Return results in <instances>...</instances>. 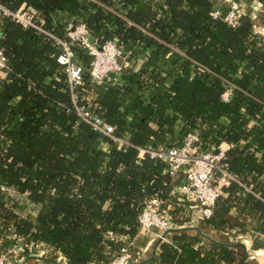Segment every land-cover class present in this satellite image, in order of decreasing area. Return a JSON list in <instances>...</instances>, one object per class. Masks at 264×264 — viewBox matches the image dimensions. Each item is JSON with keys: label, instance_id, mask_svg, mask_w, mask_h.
Returning <instances> with one entry per match:
<instances>
[{"label": "trees", "instance_id": "obj_1", "mask_svg": "<svg viewBox=\"0 0 264 264\" xmlns=\"http://www.w3.org/2000/svg\"><path fill=\"white\" fill-rule=\"evenodd\" d=\"M0 3L34 8L45 29L63 39L82 22L99 45L113 41L131 51L132 61L97 82L93 56L73 43L83 66L74 90L78 103L130 143L119 145L77 113L58 62L62 47L2 19L0 47L12 71L0 79V253L21 237L61 253L68 264H111L121 254L120 238L139 234L146 202L168 201L183 180L140 148L180 146L190 132L198 134L202 151L229 145L224 165L235 178L223 186L200 230H233L235 214L254 211L255 224L239 227L252 235V248L264 249V36L252 17L241 14L230 25L214 15L217 0ZM191 205L181 203L176 224L191 223ZM189 229L158 240L152 264H252L239 241L206 240Z\"/></svg>", "mask_w": 264, "mask_h": 264}, {"label": "built area", "instance_id": "obj_2", "mask_svg": "<svg viewBox=\"0 0 264 264\" xmlns=\"http://www.w3.org/2000/svg\"><path fill=\"white\" fill-rule=\"evenodd\" d=\"M229 5V10L223 16V5ZM241 4L237 0H221L214 15L221 16L230 25H236L240 14ZM4 17H9L24 28H33L48 35L62 47L58 62L64 66L69 78V86L73 94L74 107L79 116L99 132L116 141L119 145H129V141L115 134L113 125L108 124L94 111L78 103L74 94L75 88L82 82V64L75 61L73 43L87 49L93 56L90 64L92 79L97 82L107 81L131 64V51L125 50L113 41L103 45L89 42V31L82 22L75 23L68 30V39H63L44 27V17L34 8L22 5L17 10H11L0 3V27ZM100 46V49L98 48ZM12 71L3 48L0 47V79H5ZM200 138L197 133L190 132L184 143L169 149L140 148L142 152L149 153L151 157L165 160L169 165L172 176L183 174V180L173 191L168 201L153 198L146 202L139 216L140 231H146L163 241H170V235L186 225H178L174 221L177 217L178 207L182 202L192 203L193 219L189 226L200 230L198 222L208 219L214 212L216 199L222 194L223 186L235 180L224 165L226 148L222 145L217 151H202L199 148ZM123 242L121 254L111 264H128L132 259L134 242L126 237L120 238ZM42 243L27 245L21 237L15 238V243L6 252L0 253V264H15L19 256L25 254V248L32 252L33 248Z\"/></svg>", "mask_w": 264, "mask_h": 264}, {"label": "crops", "instance_id": "obj_3", "mask_svg": "<svg viewBox=\"0 0 264 264\" xmlns=\"http://www.w3.org/2000/svg\"><path fill=\"white\" fill-rule=\"evenodd\" d=\"M220 3L221 0H217ZM241 4L240 14H248L253 18L255 22V30L264 36V0H237ZM223 16L228 12L229 5H223ZM226 149L229 148L227 143L222 144ZM4 188V186H3ZM23 201L25 198H22ZM25 202V201H24ZM254 211H246L243 216L235 214L232 217L234 223H238L239 226L242 222L249 224H255L256 217L258 214ZM238 215V217L236 216ZM243 220V221H242ZM236 227L229 231H217L210 230L207 234L203 231L197 229L196 227H191V231L195 234L203 236L204 239H214L217 241L234 242L235 239L243 244L248 252L249 260L252 264H264V249L252 248L253 237L249 232L241 231L240 227ZM187 227V226H186ZM238 238L242 240H238ZM158 240L155 235H151L146 231H140L134 242V250L132 254V259L128 264H152V259L158 249ZM15 264H68L66 258L59 252L54 251L45 244L33 248L32 252L25 253L19 256V259Z\"/></svg>", "mask_w": 264, "mask_h": 264}, {"label": "water", "instance_id": "obj_4", "mask_svg": "<svg viewBox=\"0 0 264 264\" xmlns=\"http://www.w3.org/2000/svg\"><path fill=\"white\" fill-rule=\"evenodd\" d=\"M2 34H3V30L0 27V36H2ZM88 39H89V42L91 44H96L97 43L96 37L93 34H90ZM98 48L100 49V46Z\"/></svg>", "mask_w": 264, "mask_h": 264}, {"label": "rangeland", "instance_id": "obj_5", "mask_svg": "<svg viewBox=\"0 0 264 264\" xmlns=\"http://www.w3.org/2000/svg\"><path fill=\"white\" fill-rule=\"evenodd\" d=\"M17 200H19L20 202H24L21 197H17ZM182 212H183L184 215H186V212H184V211H182ZM190 224H192V223H187L186 226H189ZM199 224H200V222H198V226H199ZM238 240H242V239L238 238ZM235 241H237V239H235Z\"/></svg>", "mask_w": 264, "mask_h": 264}]
</instances>
